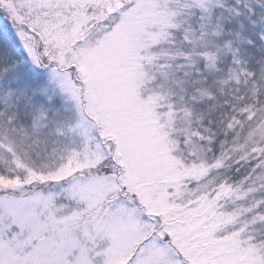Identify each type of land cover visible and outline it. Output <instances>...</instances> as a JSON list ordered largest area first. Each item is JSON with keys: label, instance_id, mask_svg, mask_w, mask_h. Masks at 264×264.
<instances>
[{"label": "snow or ice", "instance_id": "obj_1", "mask_svg": "<svg viewBox=\"0 0 264 264\" xmlns=\"http://www.w3.org/2000/svg\"><path fill=\"white\" fill-rule=\"evenodd\" d=\"M157 6L166 20L140 30L164 37L161 90L188 120L208 112L209 140L217 125L242 139L236 163L264 193V0H0V29L19 38L0 53V264H264V233L230 254L160 209L132 127L106 102L110 45Z\"/></svg>", "mask_w": 264, "mask_h": 264}, {"label": "rangeland", "instance_id": "obj_2", "mask_svg": "<svg viewBox=\"0 0 264 264\" xmlns=\"http://www.w3.org/2000/svg\"><path fill=\"white\" fill-rule=\"evenodd\" d=\"M146 3L173 5L179 0ZM168 14L167 7H149L139 22L133 20L112 42L108 59L103 61L114 73L107 84L106 102L132 127L153 177L152 196L160 209L178 223L188 225L197 236L207 237L205 246H227L229 253L235 254L257 234L254 227L260 216L253 212L259 186L250 183L246 189L232 191L230 185L221 181L216 187L219 181L215 175L220 166L206 161V151L200 145L203 136L191 128V120L173 107L180 101L172 99L174 93L161 90L153 74V47L162 43L164 37L157 34L158 27H152L149 35L140 30V24L163 22ZM173 35L167 39H174ZM12 38L19 41L14 33Z\"/></svg>", "mask_w": 264, "mask_h": 264}, {"label": "trees", "instance_id": "obj_3", "mask_svg": "<svg viewBox=\"0 0 264 264\" xmlns=\"http://www.w3.org/2000/svg\"><path fill=\"white\" fill-rule=\"evenodd\" d=\"M247 14V13H246ZM259 16V10L257 11V17ZM5 20V19H4ZM4 20L0 18V25L4 24ZM186 27H192V22L185 23ZM11 28L10 25H7L5 28L0 29V53L7 50V48L11 44V36L12 33L9 32V29ZM174 37V35H173ZM17 42V41H16ZM255 59H264V52L256 51L255 52ZM182 99V97H181ZM177 103H180L178 101ZM205 109H207L208 105L206 104ZM202 115L204 116V122L203 125L201 124V116L196 115L192 118L190 121L191 128L198 134L203 136V140H201L200 145L202 146L203 150L206 151L205 159L209 164H216V161L218 159H222L224 161L223 167H219L216 170V180L219 181V183L216 185L218 187L221 183V181L225 182L227 185H230L231 190H242L246 189L248 186H250V183H246L244 180L245 174L248 171L247 166L244 163L237 164L236 161L240 159V155L242 154V149L239 147L240 144L243 143V140H237L235 142V145L232 143V138L225 137L221 135V132L223 129L220 126H213L212 131L215 133V136L212 140H209V133L204 128L207 127V116L208 112L205 110L203 111ZM215 117H219V113H214ZM221 141H225L227 144V147H222ZM231 156V159H228L227 157ZM239 169V170H237ZM255 183V182H252ZM258 185L257 183H255ZM259 186V185H258ZM257 200H264V193L260 192L259 195L256 196ZM256 207V206H255ZM260 212L264 213V208L260 209ZM253 214L255 216L259 215L255 211ZM254 229L257 231V234L255 236L259 237L262 233H264V223H259L257 226L254 227Z\"/></svg>", "mask_w": 264, "mask_h": 264}]
</instances>
